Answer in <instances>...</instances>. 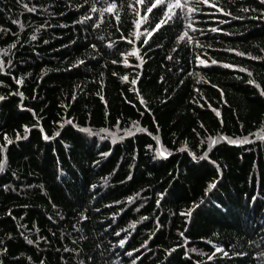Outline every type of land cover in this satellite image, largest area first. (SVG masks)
Here are the masks:
<instances>
[{
    "label": "trees",
    "instance_id": "obj_1",
    "mask_svg": "<svg viewBox=\"0 0 264 264\" xmlns=\"http://www.w3.org/2000/svg\"><path fill=\"white\" fill-rule=\"evenodd\" d=\"M213 2L231 15L185 8L144 43L162 13L137 25L135 0L112 15L90 12L97 0H0V145L12 140L0 156V264H264V97L247 83L264 88V19L250 18L264 4ZM219 136L253 142L217 139L200 159ZM214 246L228 256L209 261Z\"/></svg>",
    "mask_w": 264,
    "mask_h": 264
},
{
    "label": "snow or ice",
    "instance_id": "obj_2",
    "mask_svg": "<svg viewBox=\"0 0 264 264\" xmlns=\"http://www.w3.org/2000/svg\"><path fill=\"white\" fill-rule=\"evenodd\" d=\"M85 2H87V0H85ZM103 2L106 4V7H100V0H97V3H93L91 5V8L89 9L90 12H97L99 11L101 14H103L104 12H107L109 15H112L115 8L117 7V0H103ZM136 5H141L142 9H143V13L141 15L140 12H137V15L140 16V20H137L135 23L137 25H139L141 23V20L147 21L150 20L151 16H156L158 13H162V16L160 17L159 21L155 24V27L149 29V28H145L143 29V33L146 34L144 37V43H148V39L147 37L152 36V34L154 32H157L159 29H161V26L164 24H167L169 21H174L175 18L179 17L180 19H187L186 17L183 16V12L184 9L187 8V11L189 13L192 12H200L201 9L198 7V5L202 4L205 6H208L210 8L215 9L217 12H221L225 15H231V13L226 12L223 8H221L218 4L214 3L213 0H192L191 3H189V0H135ZM260 4H264V0H259ZM77 7H79V5H77ZM129 8H133L134 5L129 4L128 5ZM243 12H249V11H256V9H249V8H243L241 9ZM29 11H35V8H30ZM117 19V22H119V17H115ZM240 19H243V17H239ZM252 19H264V11H261L259 16H253L250 17ZM84 20H93V17L91 15H87L84 17H81V20L79 22H83ZM14 23H17V21H13ZM101 21H97L92 23L90 26L95 28L98 26V23ZM75 23V21H74ZM41 27H43V25H41ZM179 27V26H178ZM187 27L192 29L193 31H196L197 29L194 28L193 24H187ZM212 32H217V31H221L220 29L217 28H211L210 29ZM117 31H119V29H117ZM187 36V33H182L180 36L177 37V43L180 42V40L184 37ZM32 39L35 40L36 37L35 35L32 36ZM121 40H125L126 37L121 36L120 37ZM45 43H47V41H45ZM129 43H131L129 41ZM188 43L191 44L192 43V38L188 37ZM12 47V46H10ZM90 47L93 48V50L95 51V45H90ZM109 47H112V45L110 44ZM172 51H176V49H173ZM227 51H235L232 49H228ZM131 53L132 55H136L137 54V48L133 47L131 49ZM126 53H121V55H125ZM237 55H244V53L241 52H236ZM169 59H171V57H169ZM196 61L198 65H203V66H209V63L207 60L201 59V55H197L196 56ZM252 59H260V57H252ZM83 60H78L76 62V64L72 65V67H76L79 64H82ZM112 63H116V61H112ZM218 61L216 60H211V64L215 65L217 64ZM12 61L9 60L7 61V65H11ZM140 65H136V67H139ZM5 67L6 64L3 61H0V74H3L5 72ZM222 67L225 68H235L234 65H230V64H223ZM240 71H246L245 69H239ZM249 77L252 76L251 72L247 73ZM113 75H115V73H113ZM126 79V77H121V80ZM139 79V76H137L136 79L131 80V84L132 85H136L137 84V80ZM15 84L20 85L21 84V80L19 78L15 79ZM207 82V81H205ZM182 83V82H181ZM248 84H252L254 85L259 94L264 97V88H261V85L256 83L255 80L253 79H249L247 81ZM213 87H216V85H212ZM130 90H135V89H130ZM13 94H18L21 96V98H23V93L21 92H17V93H8V95H13ZM137 95L139 96L140 94L137 93ZM221 98H223V94L221 95ZM4 99H6L5 96H0V101H3ZM140 104L144 107L145 111H150V109L148 108L147 104L144 103L143 98L140 99ZM21 108H23V104L21 103ZM28 111H32V109H27ZM214 111L217 112V115H219V111L216 109H213ZM65 123L67 124H71L73 127H77V125H75L73 123V121L71 120H67L65 121ZM133 124H136L135 121H133ZM25 129V133H27L29 131L28 126L24 125L23 126ZM61 127H63V125H61ZM140 131H145L143 128L139 129ZM82 131H88L87 129H82ZM101 132H108L107 129H101ZM41 133L43 135V138L47 141L49 139H52V137H49L47 134H44V130L43 128H41ZM57 135H59V133H57ZM113 137L115 138V134H112ZM126 135H133V133L131 132H127ZM250 136H254V133H249ZM27 138L26 135L24 137H21L19 134H17L16 136V140H20V139H25ZM121 139H123V137H121ZM217 139L219 141H226L228 144L230 145H235V146H240L241 144H245V143H252L253 141H250L248 139L247 136L245 137H241L239 140L238 139H234V138H229V137H225V136H219L218 138H212L209 137L210 143L208 144V149L205 150V154L203 156L200 157V159H206L207 158V151L212 149L215 146V143L217 142ZM260 139H264V137H260ZM4 141L5 143L0 145V156H3L5 154V150L7 149L8 145L12 143V140L8 138V134L5 133L4 134ZM157 144H159V141L157 140ZM147 147L149 149L152 148V145H147ZM156 152L159 156H164V153L160 151L159 148H156ZM108 153H104V155H107ZM189 156L192 157L193 162L195 163L197 161V157L195 154H193L192 152L189 151ZM4 159H0V172L4 171L3 165H4ZM217 171L219 172V169H217ZM131 178V177H129ZM216 186V181H213L211 183H209L207 185V188L205 189V196H208V194L213 190V188ZM157 196L160 198H163L165 196V193H157ZM253 200L256 199L255 196L252 197ZM129 200H131V197H129ZM204 203V201H201V204ZM160 204V200H157V206H159ZM200 205H194V207H199ZM217 207H221V205L217 204ZM193 209H188L187 213H181V215H188L190 216L192 213ZM8 215H11V213L9 212ZM81 219H85V217L81 216ZM141 219H146V217H142ZM130 227H133L134 225L130 224ZM123 231V230H122ZM119 235V234H117ZM184 234L181 233V236H183ZM149 239H151V237H149ZM29 244H32L33 241L32 240H28ZM125 243L124 240H120V245L123 246ZM147 244V241H145V245ZM145 245H142L141 247H144ZM176 247H180V245H176L173 248H169V249H165V254L166 255H170L173 251H175ZM215 247V246H214ZM67 251V250H65ZM133 251H138L136 249H134ZM217 252L222 253L225 257L228 256V253L220 248V247H215V251L211 254L207 256V259L209 261L213 260L215 258V255ZM129 256L132 255L131 252L128 253ZM185 257H188V252L185 251L184 253ZM239 255H244V253H239ZM136 259H139V256L136 257ZM43 264V262H42ZM132 264H136V260L134 259L132 261Z\"/></svg>",
    "mask_w": 264,
    "mask_h": 264
}]
</instances>
